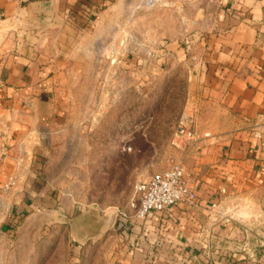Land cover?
<instances>
[{
  "label": "crops",
  "instance_id": "1",
  "mask_svg": "<svg viewBox=\"0 0 264 264\" xmlns=\"http://www.w3.org/2000/svg\"><path fill=\"white\" fill-rule=\"evenodd\" d=\"M26 23L39 34L14 43V26ZM125 32L133 45L167 47L168 68L186 69L184 112L196 114L197 127L188 142L198 148L186 171L198 204L131 216L119 233L120 208L62 198L45 171L48 144L81 111L82 80L107 77L101 48L120 47ZM0 48V184H12L0 239L12 232L10 218L51 215L77 243L124 234L133 264H231L237 227L219 212L242 199L260 207L264 223V0H0ZM89 53L98 57L89 62ZM87 106L86 114L99 112Z\"/></svg>",
  "mask_w": 264,
  "mask_h": 264
},
{
  "label": "rangeland",
  "instance_id": "2",
  "mask_svg": "<svg viewBox=\"0 0 264 264\" xmlns=\"http://www.w3.org/2000/svg\"><path fill=\"white\" fill-rule=\"evenodd\" d=\"M30 29L27 23L14 26V43L18 38L24 44L31 42L26 41L27 34L31 32L35 38L40 31ZM114 35H109L110 39ZM123 36L120 47L119 42L110 40L101 48L100 59L107 77L82 80L81 92L76 94L81 111H77L75 119L64 122L46 148L49 152L45 174L57 193L73 203L103 210L125 207L135 198L137 182L163 171L172 162L182 163L188 171V157L198 150L193 142L176 140L175 136L185 113L186 69L180 65L168 68L167 47H139L130 43L131 32ZM16 50L17 47L12 53ZM96 56L89 53V62ZM99 67L90 65L89 71ZM88 87L92 88L91 95L84 93ZM101 93L107 95L102 104ZM85 105L99 112L86 114ZM189 116L196 120V115ZM256 194L260 200L262 193ZM228 204L218 215L223 219L230 217L236 223L232 238L239 249L236 255L228 253L229 262L264 264L260 207H248L242 199L237 203L242 207L232 205L231 201ZM246 207L253 211V216L243 220V215H250L246 214ZM65 227L51 215L50 221L46 217L20 219L19 225L10 229L11 234L4 233L0 239V264L139 262V258L124 250V239L118 234L77 243L65 234Z\"/></svg>",
  "mask_w": 264,
  "mask_h": 264
},
{
  "label": "built area",
  "instance_id": "3",
  "mask_svg": "<svg viewBox=\"0 0 264 264\" xmlns=\"http://www.w3.org/2000/svg\"><path fill=\"white\" fill-rule=\"evenodd\" d=\"M189 115L185 112L181 117L175 132L176 140L178 138L193 140L197 134L194 116ZM256 138L263 140V134L257 132ZM11 187L12 184H0V222L5 221L11 211L9 200ZM134 191L135 198L128 202L127 207L120 208L117 214L121 221L131 216L139 220L146 219L152 213L168 212L179 204L193 207L198 204V196L188 183L186 168L178 162H172L163 171L153 174L145 181L137 182Z\"/></svg>",
  "mask_w": 264,
  "mask_h": 264
},
{
  "label": "trees",
  "instance_id": "4",
  "mask_svg": "<svg viewBox=\"0 0 264 264\" xmlns=\"http://www.w3.org/2000/svg\"><path fill=\"white\" fill-rule=\"evenodd\" d=\"M19 223H20V218H18V219H16V220H15V219H14V220H11V218H10V219L7 221V226H8L9 229H11V228H14V227L18 226ZM117 225H118V227H117L116 229H117V231H118L119 233L123 230L124 226H126L125 222H123V221H119V222L117 223ZM118 235H120L121 238L124 237V234H118Z\"/></svg>",
  "mask_w": 264,
  "mask_h": 264
},
{
  "label": "clouds",
  "instance_id": "5",
  "mask_svg": "<svg viewBox=\"0 0 264 264\" xmlns=\"http://www.w3.org/2000/svg\"><path fill=\"white\" fill-rule=\"evenodd\" d=\"M241 218L243 220H248V219H251L252 217L250 215H243Z\"/></svg>",
  "mask_w": 264,
  "mask_h": 264
},
{
  "label": "water",
  "instance_id": "6",
  "mask_svg": "<svg viewBox=\"0 0 264 264\" xmlns=\"http://www.w3.org/2000/svg\"><path fill=\"white\" fill-rule=\"evenodd\" d=\"M115 214H116V210H115Z\"/></svg>",
  "mask_w": 264,
  "mask_h": 264
}]
</instances>
